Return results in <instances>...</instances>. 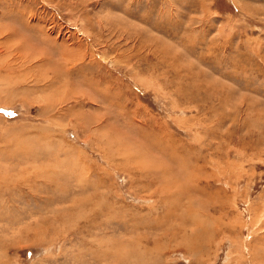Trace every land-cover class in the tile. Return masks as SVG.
Returning a JSON list of instances; mask_svg holds the SVG:
<instances>
[{"label": "rangeland", "instance_id": "rangeland-1", "mask_svg": "<svg viewBox=\"0 0 264 264\" xmlns=\"http://www.w3.org/2000/svg\"><path fill=\"white\" fill-rule=\"evenodd\" d=\"M0 264H264V0H0Z\"/></svg>", "mask_w": 264, "mask_h": 264}, {"label": "bare ground", "instance_id": "bare-ground-1", "mask_svg": "<svg viewBox=\"0 0 264 264\" xmlns=\"http://www.w3.org/2000/svg\"><path fill=\"white\" fill-rule=\"evenodd\" d=\"M10 222H11V224H12V222H13V223H16V221H12V219H10Z\"/></svg>", "mask_w": 264, "mask_h": 264}]
</instances>
